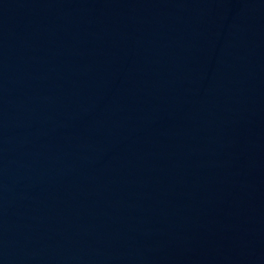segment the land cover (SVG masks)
Returning a JSON list of instances; mask_svg holds the SVG:
<instances>
[{"label":"water","instance_id":"95a60500","mask_svg":"<svg viewBox=\"0 0 264 264\" xmlns=\"http://www.w3.org/2000/svg\"><path fill=\"white\" fill-rule=\"evenodd\" d=\"M0 264H264V0H0Z\"/></svg>","mask_w":264,"mask_h":264}]
</instances>
